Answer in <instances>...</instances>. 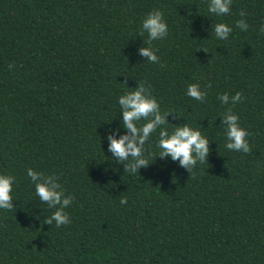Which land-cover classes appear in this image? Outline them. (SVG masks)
Returning <instances> with one entry per match:
<instances>
[{
	"label": "trees",
	"instance_id": "obj_1",
	"mask_svg": "<svg viewBox=\"0 0 264 264\" xmlns=\"http://www.w3.org/2000/svg\"><path fill=\"white\" fill-rule=\"evenodd\" d=\"M153 9L168 26L151 42L156 63L138 51ZM218 20L232 28L227 40L211 32ZM262 22L264 0H232L220 18L206 0H0V172L15 178L13 207L0 210V264H264ZM140 83L173 112L169 131L187 123L209 139L206 163L188 171L156 156L136 174L116 163L105 135L125 132L117 98ZM190 83L204 102L185 94ZM236 92L235 106L219 102ZM228 107L250 133L247 154L224 147ZM28 168L73 197L70 223H44L53 210Z\"/></svg>",
	"mask_w": 264,
	"mask_h": 264
},
{
	"label": "clouds",
	"instance_id": "obj_2",
	"mask_svg": "<svg viewBox=\"0 0 264 264\" xmlns=\"http://www.w3.org/2000/svg\"><path fill=\"white\" fill-rule=\"evenodd\" d=\"M206 2L209 16L220 18L231 12L232 0H206ZM240 15L244 16V13L241 12ZM236 27L241 31H246L248 24L241 19L236 21ZM140 28L142 34H147L146 44L148 46L139 47V54L144 60L156 63L159 57L151 47V42L161 40L168 34V26L163 18V13L157 9L149 11L142 18ZM210 28L217 40H227L232 32V28L228 24L219 20L215 24H211ZM259 30L264 33V22L261 23ZM128 89L130 90L123 91L117 98L120 124L125 132L116 136L114 130H109L105 135L107 151L115 158L117 164L123 163L124 171L136 174L139 168L146 167L156 156L161 159L168 157L172 161H177L179 166L188 171L198 163H206L209 139L202 135L199 129L184 123L169 131L166 117L173 112H161L157 99L150 94L149 88L144 83ZM185 94L199 102H204L207 95L201 90L198 83L188 84ZM218 100L222 105L235 106L241 102L242 94L236 92L229 97L227 93H223L218 95ZM219 116L220 124L223 126L224 147L230 151L249 153L251 149L247 137L250 133L241 126L239 117L231 107L226 108ZM157 132L158 138L155 146L159 152L154 156L149 153L148 156L151 158H146L145 144ZM26 175L34 186L35 196L53 210L50 216L44 218V223L52 225L54 222L56 227L70 223L69 215L65 209L72 204L73 197L70 194H65L58 183V178L55 175H45L32 168L26 170ZM14 183V176L0 172V210L12 209ZM126 202V198H121L119 201L121 205Z\"/></svg>",
	"mask_w": 264,
	"mask_h": 264
}]
</instances>
